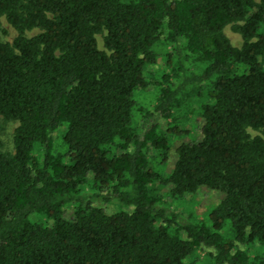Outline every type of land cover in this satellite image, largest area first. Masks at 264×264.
I'll use <instances>...</instances> for the list:
<instances>
[{
  "label": "trees",
  "instance_id": "obj_1",
  "mask_svg": "<svg viewBox=\"0 0 264 264\" xmlns=\"http://www.w3.org/2000/svg\"><path fill=\"white\" fill-rule=\"evenodd\" d=\"M2 19L17 35L0 40V116L17 125L13 151L0 149V264H196L202 247L212 264H264L238 246L264 244V0H0ZM162 41L170 72L154 75ZM150 84L169 133L188 134V114L202 120L167 175L172 134L148 109L140 130L133 121ZM201 187L222 194L207 221L166 207Z\"/></svg>",
  "mask_w": 264,
  "mask_h": 264
},
{
  "label": "rangeland",
  "instance_id": "obj_2",
  "mask_svg": "<svg viewBox=\"0 0 264 264\" xmlns=\"http://www.w3.org/2000/svg\"><path fill=\"white\" fill-rule=\"evenodd\" d=\"M38 30L34 29L29 32H27L28 35H33ZM224 33L234 46H241L242 39L240 35L235 32L231 25H227L224 28ZM17 35V32L6 22L5 19L1 20L0 24V40L1 41H12ZM97 43L98 47L103 49L102 44V37L101 35H97ZM163 42V41H162ZM158 43L154 47V51L157 54L156 61L153 65L149 67L150 72H152L154 75H157L158 73L162 72L163 70H166L167 72H170V70L165 66V54L169 52L172 47L170 44L166 43ZM260 61L264 64V56L260 58ZM190 68L193 70H197L196 66L189 64ZM155 77V76H154ZM158 78V77H157ZM175 80V78H173ZM175 82V81H174ZM155 85L150 84V86L144 90V91H136L135 92V99L138 102L136 114L134 115V126L139 128H142V116L149 114H143V111H138L140 108L142 110L148 109L150 111V116L148 118L149 124H155L157 126V129L162 131H165L166 133H169L167 131V125L169 120L163 118L159 114H156L154 111L152 112V106L154 105L156 101V91H155ZM191 108H196L197 102L194 100H191V102L188 103ZM178 113V114H177ZM176 113V115L179 117V111ZM196 112L192 113L191 115L188 114V118L186 120L179 121L178 125L181 128H187L189 130L188 134L182 135V136H175L173 135V132L169 133L172 135H169L171 138V147L168 151L167 158L165 160V163L163 165H160L158 168L162 170V172L167 175L172 170V167L174 165L175 159H176V147L182 143V142H190L195 139H198L200 137V125L202 123L201 118L195 114ZM152 114V115H151ZM133 124V123H132ZM17 123L13 121H6L3 120V118L0 116V145L1 150L4 151H13V131L16 127ZM65 126L58 127L55 131L52 133V152L58 153L64 151V144L62 141V132L64 131ZM248 131L251 135H256L257 132L255 130H252L251 128H248ZM146 152L149 156V159H157L158 152L154 146L151 144H148V148L146 149ZM90 177V176H89ZM163 190L166 192L168 190V187L163 188ZM81 194L80 197H82V201H86L87 197H89L93 192H96V190H92V185L90 182H88L86 185H83L82 189L80 190ZM92 196V195H91ZM222 198V194L218 191L210 190L206 187H201L199 190L193 194V195H185L182 198H170L169 196H166L164 200L168 203L166 204V207L168 209L176 210L180 212L183 219H192V220H205L207 221L208 213L214 207L216 203ZM93 205L101 206L105 209L106 212H114L120 209V205L116 203H104L100 199H93L92 201ZM73 205L66 206L65 214L67 216H70L73 210ZM36 217V216H35ZM32 216V218H35ZM182 219V220H183ZM184 221V220H183ZM230 227V226H229ZM228 227V223L223 225L220 232L225 237H230V230ZM182 232V231H181ZM183 235V233H182ZM241 248H247L249 253L251 254H264V244L259 243V241H254L251 243H245V244H238ZM208 251L210 249L206 247L199 248L193 256L188 258V260L194 261L196 264H212L208 259Z\"/></svg>",
  "mask_w": 264,
  "mask_h": 264
}]
</instances>
